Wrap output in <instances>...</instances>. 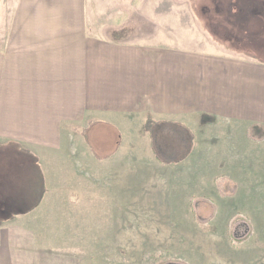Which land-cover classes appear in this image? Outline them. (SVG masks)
<instances>
[{
  "label": "crops",
  "instance_id": "crops-1",
  "mask_svg": "<svg viewBox=\"0 0 264 264\" xmlns=\"http://www.w3.org/2000/svg\"><path fill=\"white\" fill-rule=\"evenodd\" d=\"M166 13L141 14L139 0H0V264H54L57 221L85 220L94 193L148 146L160 163L148 115L196 139L206 125L222 127L218 138L227 128L219 162L228 155L234 172L230 198H246L252 163L264 161V60L211 38L220 25L204 9L184 15V33L208 46L193 55L167 35Z\"/></svg>",
  "mask_w": 264,
  "mask_h": 264
},
{
  "label": "rangeland",
  "instance_id": "rangeland-1",
  "mask_svg": "<svg viewBox=\"0 0 264 264\" xmlns=\"http://www.w3.org/2000/svg\"><path fill=\"white\" fill-rule=\"evenodd\" d=\"M139 1L141 14L167 12L173 24L167 35L193 55L208 46L201 44L202 34L184 33V15L196 21L204 9L208 24L220 25L211 38L232 46L230 52L264 60L257 44L263 41L264 0ZM249 29L256 33L247 34ZM210 46L211 52L217 50ZM216 123L198 131L184 162L163 166L148 146L140 161L125 162L124 177L114 179L118 190L114 184L102 195L94 193L92 198L102 199L90 204L85 220L57 221L60 234L50 241L59 255L54 264H264V161L252 163L253 177L245 178L246 198L232 200L234 177L229 174L234 172L229 171L228 155L219 162L227 152L228 129L218 138L222 127ZM236 131L231 134L243 132ZM124 146L129 149L126 138ZM251 198L258 203L249 204Z\"/></svg>",
  "mask_w": 264,
  "mask_h": 264
},
{
  "label": "trees",
  "instance_id": "trees-1",
  "mask_svg": "<svg viewBox=\"0 0 264 264\" xmlns=\"http://www.w3.org/2000/svg\"><path fill=\"white\" fill-rule=\"evenodd\" d=\"M156 159L166 165L177 164L190 156L196 134L186 125L155 119L148 115L145 123Z\"/></svg>",
  "mask_w": 264,
  "mask_h": 264
}]
</instances>
